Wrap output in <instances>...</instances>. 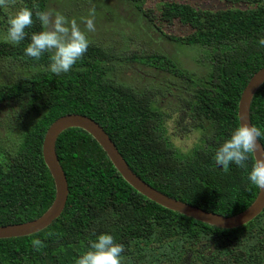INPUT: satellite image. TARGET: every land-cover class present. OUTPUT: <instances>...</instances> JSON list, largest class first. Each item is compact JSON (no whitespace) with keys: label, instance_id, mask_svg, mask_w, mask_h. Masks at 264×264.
Instances as JSON below:
<instances>
[{"label":"trees","instance_id":"obj_1","mask_svg":"<svg viewBox=\"0 0 264 264\" xmlns=\"http://www.w3.org/2000/svg\"><path fill=\"white\" fill-rule=\"evenodd\" d=\"M125 1L138 9L144 0ZM221 1L231 7L208 12L186 2L165 1L158 13V21L178 22L193 29L192 35L184 39L167 34L165 37L178 44L198 46L200 63L207 68L204 74L185 71L162 53L126 56L166 71L171 66L187 82L190 90L174 117L186 121L179 125L180 131L198 128L200 132L187 151H180L170 141V115L154 100L151 88L137 89L108 80V66L103 63L106 58L100 46L89 44L68 73L57 76L38 67L47 53L34 60L24 54V48L31 34L42 30L35 13L43 10L44 0H27L18 6V10L27 7L33 12V24L17 45L0 38V57L21 60L32 71L0 82V103L26 101L28 112H34L36 117L28 122L14 157L0 161V225L35 218L52 201L54 185L42 159L41 141L51 121L66 113L83 114L96 121L129 168L168 196L222 215H233L254 199L257 187L250 184L247 171L231 163L226 173L215 165L213 156L238 126L237 100L242 88L251 74L264 66V47L258 43L264 37V0ZM3 16L0 9V26L5 35L9 17ZM141 16H145L143 12ZM249 120L264 132V82L250 100ZM259 142L264 150V137ZM54 149L67 183L63 209L37 232L0 238V264H43L56 253L61 256L63 247L90 243L100 234L112 235L126 253L128 247L134 248L132 241L144 239L154 230L184 238L206 235L226 259L238 233L264 216L263 207L249 222L221 228L164 208L126 183L95 139L79 127L61 131ZM253 163L251 156L248 170ZM49 232L54 235L49 237ZM33 239H40L46 246L36 251ZM232 259L243 264H264L250 252Z\"/></svg>","mask_w":264,"mask_h":264},{"label":"rangeland","instance_id":"obj_2","mask_svg":"<svg viewBox=\"0 0 264 264\" xmlns=\"http://www.w3.org/2000/svg\"><path fill=\"white\" fill-rule=\"evenodd\" d=\"M25 1L27 0H15L14 5L0 8L5 14L3 19L14 15L18 11V6ZM165 1L186 2L194 8L208 12L231 7L221 0H144L138 9L132 2L125 0H44L42 11L59 12L66 18L77 21L81 30L85 31L90 44L98 45L104 50L106 59L103 63L108 66V80L137 89L151 88L154 100L170 115L167 118V132L173 134L169 135L170 141L180 151H187L200 133L198 128L180 131L179 125L186 121L174 118L176 113L178 114L180 101L190 90L187 82L171 66L167 67L170 71H166L155 64L147 66L126 59V56L131 55L133 58L139 53H162L170 57L178 67L194 75L206 72V66L200 63L201 54L198 46L178 44L165 37L167 34L184 39L193 32V29L178 22L166 23L157 20ZM93 7L96 13L95 31L88 32L81 18L88 17L89 10ZM140 12L145 16H141ZM3 37L4 32L0 26V38ZM135 53L136 55H133ZM49 55L47 53L43 63L38 67L48 69ZM31 71V67L21 60L0 57V82L12 81L17 76ZM26 104L27 102L23 100H7L0 103L1 162L14 157L28 122L36 117L34 112H28ZM175 121L178 123L177 126L174 125ZM132 244L134 248L128 247V251L121 254V264H243L240 261L235 262L232 258H239L247 252L264 262V216L257 217L250 226L238 233L233 241L232 251L227 254L226 259L223 251L216 250L213 240L206 235L184 238L179 234L161 235L154 230L150 236L136 239ZM89 246V242L71 243L63 247L61 256L56 253L43 264H75V261L89 250ZM212 256L213 262L209 260ZM246 258L247 255L244 259Z\"/></svg>","mask_w":264,"mask_h":264},{"label":"clouds","instance_id":"obj_3","mask_svg":"<svg viewBox=\"0 0 264 264\" xmlns=\"http://www.w3.org/2000/svg\"><path fill=\"white\" fill-rule=\"evenodd\" d=\"M15 0H0V8L14 5ZM95 8L89 10L88 17L81 20L88 32L95 31ZM35 16L40 21L42 30L32 33L30 43L24 48V54L34 60L49 53L48 70L59 76L68 73L81 60L86 53L90 41L82 31L75 19H68L59 12L36 11ZM33 12L22 7L7 19L6 34L3 39L6 43L19 44L27 35L26 28L33 24ZM264 47V37L258 41ZM264 132L255 125L241 123L231 133L230 138L224 140L215 150L213 160L215 165L221 166L224 172L229 171V165L234 163L237 167L247 171L250 184L264 189V154L257 156L255 162L248 170L247 162L256 154L261 145L259 143ZM49 237L54 234L49 232ZM58 235V234H57ZM32 247L40 251L46 245L40 239L31 241ZM124 246L114 241L110 234H100L90 241L89 250L83 253L75 264H121V254Z\"/></svg>","mask_w":264,"mask_h":264},{"label":"water","instance_id":"obj_4","mask_svg":"<svg viewBox=\"0 0 264 264\" xmlns=\"http://www.w3.org/2000/svg\"><path fill=\"white\" fill-rule=\"evenodd\" d=\"M262 82H264V66H261L251 74L240 92L236 110L238 126L241 123L251 125L249 120L250 100L255 90ZM69 127H79L90 134L105 152L113 167L126 183L147 199L171 211L216 227L233 228L249 222L260 213L264 207V189L261 190L259 188H257L254 199L244 209L233 215H222L207 211L168 196L151 187L129 168L107 133L96 121L83 114L66 113L51 121L45 129L41 141L42 159L54 185L52 201L47 208L35 218L18 223L0 225V238L32 234L46 227L60 215L66 200L67 183L64 172L55 154L54 143L58 134ZM261 154H264L262 145L259 151L252 155L254 162L257 156Z\"/></svg>","mask_w":264,"mask_h":264}]
</instances>
